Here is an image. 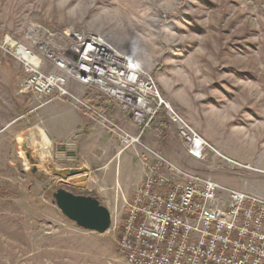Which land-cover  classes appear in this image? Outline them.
<instances>
[{
    "label": "rangeland",
    "instance_id": "374dc122",
    "mask_svg": "<svg viewBox=\"0 0 264 264\" xmlns=\"http://www.w3.org/2000/svg\"><path fill=\"white\" fill-rule=\"evenodd\" d=\"M70 27L101 35L151 74L159 98L145 125L107 96L123 115L115 119L89 97L93 89L79 82L71 90L95 112L22 91L29 63L40 62L44 73L59 71L53 56L61 53V35ZM23 49L35 60L25 58ZM25 94L33 95L34 109L60 99L89 115L115 140L116 161L131 153L135 169L142 170L128 171V191L124 170H93L106 177L103 203L92 192V172L61 168L79 159L61 162L50 149L38 147L40 156L32 151L20 134L30 129L23 117ZM168 106L208 142L205 157L189 155ZM116 126L139 142L123 148ZM164 161L264 197V0H0V264H130L113 231L78 226L62 214L53 193L61 187L93 193L110 214L116 210L118 225L125 200L136 194L151 166L171 170Z\"/></svg>",
    "mask_w": 264,
    "mask_h": 264
},
{
    "label": "built area",
    "instance_id": "2783aa9c",
    "mask_svg": "<svg viewBox=\"0 0 264 264\" xmlns=\"http://www.w3.org/2000/svg\"><path fill=\"white\" fill-rule=\"evenodd\" d=\"M61 38V53L53 56L59 71L44 73L40 62L36 66L29 63L22 91L44 99L53 95L88 107L70 88L72 82H79L117 99L124 112L145 125L159 98L151 74L99 34H79L70 27ZM102 48L109 56L125 58L119 62L128 61L130 67L116 64L102 72L100 64L106 62L91 61ZM167 111L189 155L205 157L208 142L177 109L168 106ZM119 128L123 148L139 142L140 137ZM164 163L171 170L151 166L154 170L143 179L136 194L125 200V215L118 225L116 210L111 211L109 231L117 236L118 249L126 260L130 264H264V197Z\"/></svg>",
    "mask_w": 264,
    "mask_h": 264
},
{
    "label": "crops",
    "instance_id": "0c3cea01",
    "mask_svg": "<svg viewBox=\"0 0 264 264\" xmlns=\"http://www.w3.org/2000/svg\"><path fill=\"white\" fill-rule=\"evenodd\" d=\"M97 91L100 92L96 90V93ZM96 93H90L89 97L91 96L92 100H95L93 102L100 108L112 113L115 119L123 116L115 100L108 99L106 101L107 95L104 97L105 102L98 104L95 99ZM24 100L27 109L24 111L23 117L30 124V129L28 134L25 131L20 132V134L27 142V146L40 156L38 146L46 144L51 151V158L53 151L54 158L60 159L61 162L66 159L68 162L69 159H79L78 164L76 162V164L71 163V165L65 166L62 163L61 168L63 170L76 169L92 172L90 182L96 184L94 186L95 191L92 192H96L103 203H106V177L95 174L93 170H124L122 182L125 189L123 191L127 190L125 179L128 171L142 170L141 168L135 169L136 160L131 153L123 154L116 161L117 144H115V140L101 126H97V123L89 115L73 109L66 101L55 99L49 104L34 109L33 95L25 94ZM115 111H118L117 115ZM130 194L127 192L126 196Z\"/></svg>",
    "mask_w": 264,
    "mask_h": 264
},
{
    "label": "water",
    "instance_id": "95a60500",
    "mask_svg": "<svg viewBox=\"0 0 264 264\" xmlns=\"http://www.w3.org/2000/svg\"><path fill=\"white\" fill-rule=\"evenodd\" d=\"M36 170L34 167L32 171L36 172ZM69 172L75 174L77 170L72 169ZM53 198L62 214L78 226L101 234L109 230L111 226L110 210L96 196L76 194L61 187L53 193Z\"/></svg>",
    "mask_w": 264,
    "mask_h": 264
},
{
    "label": "bare ground",
    "instance_id": "6f19581e",
    "mask_svg": "<svg viewBox=\"0 0 264 264\" xmlns=\"http://www.w3.org/2000/svg\"><path fill=\"white\" fill-rule=\"evenodd\" d=\"M121 53L124 54L123 52H121ZM24 57L28 58L29 60H35L32 54H28L27 55V53L25 51H24ZM107 59H112V62L109 63L107 61ZM102 60H104V62H106V65L100 64L101 65L100 69L104 73L105 72L107 73V71L110 70L112 67H114V65H116V64H121L122 66L130 67L128 61H124V64L119 62V60H125V58H123L122 56H119V57L118 56H109L107 51L104 50L103 48L101 50H99L98 53L94 54V58L91 59V61H93L94 63H101ZM38 147H41V148L43 147L45 149H49L48 145H46V144L39 145ZM43 159L47 160V159H50V158L46 157V158H43Z\"/></svg>",
    "mask_w": 264,
    "mask_h": 264
},
{
    "label": "trees",
    "instance_id": "16d2710c",
    "mask_svg": "<svg viewBox=\"0 0 264 264\" xmlns=\"http://www.w3.org/2000/svg\"><path fill=\"white\" fill-rule=\"evenodd\" d=\"M91 91H92V93H94V92L96 93V90H95V89H93V90H91ZM88 94H90V92H89ZM95 96H96L95 99L98 101V104H100V103L102 104L103 102H105V101H104V100H105V99H104L105 95H104L103 93L97 91V93H96ZM106 97H107V96H106ZM106 100H107V98H106ZM162 122H164V123H163V126L165 127V129H166L165 131H166V133H167V130H168V128H167V127H168V123H167V118H166V116L162 119ZM0 191H1V188H0ZM89 194L94 195L93 193H89ZM94 196H95V195H94Z\"/></svg>",
    "mask_w": 264,
    "mask_h": 264
}]
</instances>
